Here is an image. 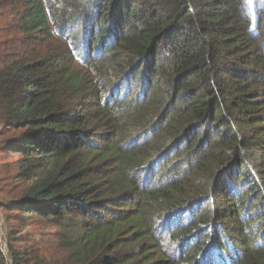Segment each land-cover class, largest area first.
Wrapping results in <instances>:
<instances>
[{
    "label": "trees",
    "instance_id": "trees-1",
    "mask_svg": "<svg viewBox=\"0 0 264 264\" xmlns=\"http://www.w3.org/2000/svg\"><path fill=\"white\" fill-rule=\"evenodd\" d=\"M15 5L46 53L0 64L1 204L54 224L53 264H264V0ZM15 232L0 264H47Z\"/></svg>",
    "mask_w": 264,
    "mask_h": 264
},
{
    "label": "rangeland",
    "instance_id": "rangeland-1",
    "mask_svg": "<svg viewBox=\"0 0 264 264\" xmlns=\"http://www.w3.org/2000/svg\"><path fill=\"white\" fill-rule=\"evenodd\" d=\"M255 1V3H254ZM263 0H249L248 6L257 5ZM17 0H0V64L4 62V56H14L32 53H46L45 42L43 40L28 41L21 48H13L15 43V3ZM80 30L74 26L71 30H65L70 34L71 40H66L72 46L76 43ZM1 68V66H0ZM21 158L7 157L0 153V188L4 193H0V244L3 253L11 263L9 250L12 241L8 237L10 232L16 231L17 240L14 250L21 254L29 253L32 257H38L37 261L53 264L56 261H64L68 255L62 246L66 239L59 234L54 224L46 221L25 217L23 213L6 210L5 204L22 197L24 189L23 181L15 180L12 176L18 171ZM12 176V177H11ZM24 224V227L22 225Z\"/></svg>",
    "mask_w": 264,
    "mask_h": 264
},
{
    "label": "snow or ice",
    "instance_id": "snow-or-ice-1",
    "mask_svg": "<svg viewBox=\"0 0 264 264\" xmlns=\"http://www.w3.org/2000/svg\"><path fill=\"white\" fill-rule=\"evenodd\" d=\"M249 2V0H245V3H248Z\"/></svg>",
    "mask_w": 264,
    "mask_h": 264
}]
</instances>
